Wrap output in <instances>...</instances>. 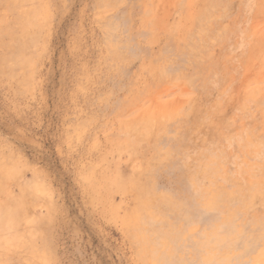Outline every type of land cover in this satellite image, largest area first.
Returning a JSON list of instances; mask_svg holds the SVG:
<instances>
[{
  "label": "rangeland",
  "instance_id": "obj_1",
  "mask_svg": "<svg viewBox=\"0 0 264 264\" xmlns=\"http://www.w3.org/2000/svg\"><path fill=\"white\" fill-rule=\"evenodd\" d=\"M262 95L264 0H0V264H264Z\"/></svg>",
  "mask_w": 264,
  "mask_h": 264
},
{
  "label": "bare ground",
  "instance_id": "obj_2",
  "mask_svg": "<svg viewBox=\"0 0 264 264\" xmlns=\"http://www.w3.org/2000/svg\"><path fill=\"white\" fill-rule=\"evenodd\" d=\"M256 114V113H255ZM259 116H260V118L262 117V116H264V95H262V97H261V105H260V107H259ZM253 183H255V181L254 180H252L251 181V184H253ZM252 189H257L258 191H260L257 187H253ZM260 196V195H259ZM261 197V196H260ZM262 199H263V202H262V205H261V207L263 208V209H261L262 211H263V213H264V196H262L261 197ZM212 202H206L205 204H211ZM261 211V212H262ZM262 225H264V223H261ZM12 230V229H11Z\"/></svg>",
  "mask_w": 264,
  "mask_h": 264
}]
</instances>
